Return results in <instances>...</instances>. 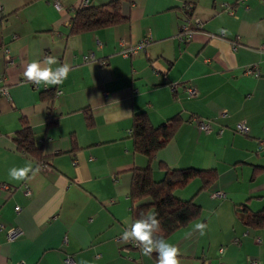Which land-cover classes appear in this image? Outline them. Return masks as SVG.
Here are the masks:
<instances>
[{"label": "crops", "instance_id": "0c3cea01", "mask_svg": "<svg viewBox=\"0 0 264 264\" xmlns=\"http://www.w3.org/2000/svg\"><path fill=\"white\" fill-rule=\"evenodd\" d=\"M108 1L0 0V264H65L66 256L77 264H157L155 252H124L115 240L132 222V168L148 165L133 148L137 112L153 125L180 117L150 163L154 179L163 176L160 163L217 173L206 189L196 177L175 191L201 206L164 237L181 264H264V228L247 227L236 210L264 206V0H122L127 20L71 31L76 8ZM194 19L201 28L183 40L181 25ZM122 42L134 51L123 55ZM45 56L56 58L53 68L71 67L61 84L24 77L27 64ZM249 65L258 77L244 72ZM186 84L198 93L188 96ZM240 121L246 133L236 130ZM25 124L40 161L15 145ZM29 164L26 180L9 179V169ZM218 189L225 195L211 197ZM197 223L206 225L203 235ZM11 227L19 233L8 239Z\"/></svg>", "mask_w": 264, "mask_h": 264}, {"label": "trees", "instance_id": "16d2710c", "mask_svg": "<svg viewBox=\"0 0 264 264\" xmlns=\"http://www.w3.org/2000/svg\"><path fill=\"white\" fill-rule=\"evenodd\" d=\"M121 2L122 0H110L105 3L80 5L70 19L71 31L92 30L127 20V16L121 12ZM179 123L180 117L176 115L158 125H153L145 112L134 113L132 117L131 137L134 151L145 155L148 160L147 166L132 168L129 190L132 221L140 218L142 212L146 214L155 211L162 228L158 235L164 237L196 218L201 212V206L193 198L181 199L175 191L196 177L201 180L202 188L206 189L217 176L214 168H174L160 163L163 176L159 180L153 178L150 163L156 152L172 138ZM13 139L19 151L27 152L38 161L42 159V148L35 143L29 125L21 126ZM236 210L247 227L264 228V206L252 211L243 203Z\"/></svg>", "mask_w": 264, "mask_h": 264}, {"label": "clouds", "instance_id": "9594fccd", "mask_svg": "<svg viewBox=\"0 0 264 264\" xmlns=\"http://www.w3.org/2000/svg\"><path fill=\"white\" fill-rule=\"evenodd\" d=\"M217 31L222 35H226L228 30L218 28ZM54 64H57L55 57L45 56L43 60L28 63L23 75L27 81L37 86L41 83L46 87L59 85L67 78L72 69L68 64L53 68L52 65ZM126 114L131 115L132 113L128 112ZM30 171H32L30 164L23 168L13 167L9 169L8 177L13 181L26 180ZM157 217L158 214L155 211L146 214L142 212L140 218L135 219L125 228L121 239L125 243L135 242L144 256H151L155 252L157 254V264H181L179 249L168 242L163 235H158L162 232V228L161 221ZM205 227L206 225L203 223L195 225V229L200 231L201 235H203Z\"/></svg>", "mask_w": 264, "mask_h": 264}, {"label": "built area", "instance_id": "2783aa9c", "mask_svg": "<svg viewBox=\"0 0 264 264\" xmlns=\"http://www.w3.org/2000/svg\"><path fill=\"white\" fill-rule=\"evenodd\" d=\"M188 23H189L188 21L183 23L181 25V29L179 31V37L183 38V40H189L193 36L194 32L197 29L201 28V21L198 19L193 20V26H189ZM148 41H149V39L143 38L138 42L137 46H144ZM122 44H123V47L121 49V53L123 55L127 56L134 51L133 46L128 45L126 42H122ZM244 72L252 74L255 77H258L260 74L259 69L256 65H251V66L249 65V66L245 67ZM185 90H186L188 96H195L198 93L197 88L192 84H186ZM223 112H225V110H222V113ZM193 120L201 130H203L205 132L211 131L212 126L208 120L203 119V118H196V117H193ZM236 130L239 132H242V133H246L248 131V125L244 121H240L236 125ZM44 167H47V165H45ZM224 195H225V192L221 189H218V190L212 191L210 196L213 198H218V197H223ZM18 209H19V207H16V210H18ZM18 233H19V230L17 228H13V227L8 228L6 231V235H7L8 239L14 238L16 235H18ZM121 236L122 235H118L115 240L117 242L121 243V250L122 251L128 252L131 247H137L135 242H133V241H129V242L125 243L121 239ZM64 262H65V264H77L76 261L70 256H66ZM14 264H21V263L17 262Z\"/></svg>", "mask_w": 264, "mask_h": 264}]
</instances>
